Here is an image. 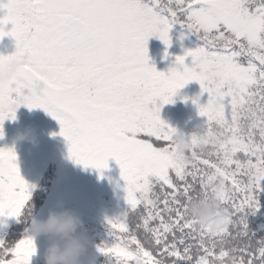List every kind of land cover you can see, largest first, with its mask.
Instances as JSON below:
<instances>
[{
  "label": "snow or ice",
  "instance_id": "snow-or-ice-1",
  "mask_svg": "<svg viewBox=\"0 0 264 264\" xmlns=\"http://www.w3.org/2000/svg\"><path fill=\"white\" fill-rule=\"evenodd\" d=\"M0 9V37L16 41L0 62L21 61L0 80V136L21 104L40 107L74 162L116 160L127 209L106 218L112 239L98 246L111 264H264V237L255 249L241 243L255 236L247 215L264 194V0H0ZM175 24L201 43L165 74L148 63V38L170 46ZM191 80L207 93L206 103L192 98L205 120L179 158L161 109ZM216 185V219L195 220L188 204ZM30 197L14 149L0 148V217L27 223ZM35 252L27 228L0 236V264H30Z\"/></svg>",
  "mask_w": 264,
  "mask_h": 264
},
{
  "label": "rangeland",
  "instance_id": "rangeland-1",
  "mask_svg": "<svg viewBox=\"0 0 264 264\" xmlns=\"http://www.w3.org/2000/svg\"><path fill=\"white\" fill-rule=\"evenodd\" d=\"M169 34L170 46H166L155 35L148 38L147 44L149 65H154L158 71L165 74H168L170 68L182 67L176 62V57L183 55L186 49L198 45L190 31L180 24L173 25ZM13 46L16 47V42ZM5 48L6 51H10L7 46ZM190 61L191 57L185 58V63ZM196 96H199L201 104L206 103L207 93L201 92L198 81L191 80L177 90L173 97L174 102L163 105L161 118L185 135L198 130L205 117L198 114L197 107L193 103L192 98ZM182 97L189 99L185 100ZM156 103H160L158 98ZM4 147L14 149L20 174L29 186L35 184L49 161L57 162L50 192L38 217H45L51 208L64 207L76 210L83 219L89 237L86 251L80 257V264H93L99 254L106 256L98 250L99 245L110 243L112 239L108 234L106 218L119 217L127 208L124 187L126 182L121 176V169L116 160L109 157L108 167L103 169L74 162L69 157L67 141L60 134V124L57 119L43 108L29 109L23 104L16 109L14 120L3 121L0 148ZM11 218L0 217V221L3 222L0 224V236H3L5 226ZM34 242L36 252L31 257L30 264H44L43 252L48 240L45 236H39ZM105 260L106 257L103 262ZM103 262L101 264H104Z\"/></svg>",
  "mask_w": 264,
  "mask_h": 264
},
{
  "label": "clouds",
  "instance_id": "clouds-1",
  "mask_svg": "<svg viewBox=\"0 0 264 264\" xmlns=\"http://www.w3.org/2000/svg\"><path fill=\"white\" fill-rule=\"evenodd\" d=\"M7 56V55H5ZM21 70L18 58H6L0 62V80H7ZM174 139V152L183 158L192 147L189 139L182 131L177 130ZM213 187L206 197L193 198L188 204L191 217L203 223L216 219L221 208ZM27 230L33 239L45 236L48 244L43 252L44 264H80V257L85 253L89 243L81 215L71 208H51L43 218L32 216L27 218Z\"/></svg>",
  "mask_w": 264,
  "mask_h": 264
},
{
  "label": "trees",
  "instance_id": "trees-1",
  "mask_svg": "<svg viewBox=\"0 0 264 264\" xmlns=\"http://www.w3.org/2000/svg\"><path fill=\"white\" fill-rule=\"evenodd\" d=\"M5 9H0V16H3L5 14ZM5 26H8V28H5V30L11 29L12 24L9 21ZM186 28V27H185ZM189 30V29H188ZM192 38L194 39L195 43L200 44L201 41L199 40L198 34L194 32H190ZM0 54L8 55L15 51L16 47L13 46V43L16 42L15 39L10 35H5L3 37H0ZM8 45L10 47H8ZM9 48L10 51H6V47ZM14 47V48H13ZM57 169V162L56 161H49L46 166L43 168L41 174L37 178V181L34 185H31V197L28 202L30 206V214L32 216L38 217V215L41 212V209L46 201V197L48 193L50 192V188L52 185V181L55 176V172ZM200 192L199 186H197L196 192L193 193V195H197ZM260 206L255 212H249L247 215V222L248 226L252 233H254L255 236H249L247 238H243L241 243H249L253 249L258 247L259 240L261 237H264V194L260 195L259 197ZM239 202V201H237ZM127 209V208H126ZM28 223V222H27ZM27 223H18L15 218H11L9 223L5 226V231L3 236L7 240H14L15 238H18L20 233L27 228ZM105 262L103 260L105 259ZM111 264V261L107 256H103L102 254H99L98 257L94 259L93 264Z\"/></svg>",
  "mask_w": 264,
  "mask_h": 264
}]
</instances>
